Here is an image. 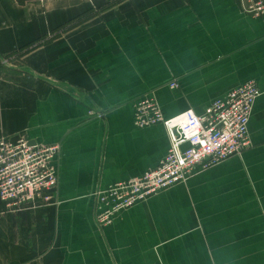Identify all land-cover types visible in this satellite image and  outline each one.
I'll list each match as a JSON object with an SVG mask.
<instances>
[{
	"label": "crops",
	"instance_id": "1",
	"mask_svg": "<svg viewBox=\"0 0 264 264\" xmlns=\"http://www.w3.org/2000/svg\"><path fill=\"white\" fill-rule=\"evenodd\" d=\"M42 38L29 71L0 70V139L59 144L57 188L31 211L0 202V264H264V17L240 0H0V57ZM250 80L249 148L98 226L94 194L169 147L136 101L200 115Z\"/></svg>",
	"mask_w": 264,
	"mask_h": 264
},
{
	"label": "built area",
	"instance_id": "2",
	"mask_svg": "<svg viewBox=\"0 0 264 264\" xmlns=\"http://www.w3.org/2000/svg\"><path fill=\"white\" fill-rule=\"evenodd\" d=\"M240 1L246 14L264 17V0ZM259 95L250 80L212 101L200 115L187 110L171 118L163 116L153 97L136 101L135 125L143 128L161 124L169 147L153 169L94 194L99 205L98 226L105 227L118 212L184 183L194 168L208 169L249 148L248 121ZM59 153V144L34 142L30 146L23 133L0 139V202L7 213L51 204L57 188L55 161Z\"/></svg>",
	"mask_w": 264,
	"mask_h": 264
},
{
	"label": "rangeland",
	"instance_id": "3",
	"mask_svg": "<svg viewBox=\"0 0 264 264\" xmlns=\"http://www.w3.org/2000/svg\"><path fill=\"white\" fill-rule=\"evenodd\" d=\"M67 28L66 30H68ZM43 42V38L37 42ZM14 66V67H12ZM0 70L6 73L16 74L27 72L29 69L21 62V56L19 53L8 54L0 57Z\"/></svg>",
	"mask_w": 264,
	"mask_h": 264
},
{
	"label": "trees",
	"instance_id": "4",
	"mask_svg": "<svg viewBox=\"0 0 264 264\" xmlns=\"http://www.w3.org/2000/svg\"><path fill=\"white\" fill-rule=\"evenodd\" d=\"M65 28H66V29H67V28H70V26L68 25V26L65 27ZM45 41H48V40H44V39H43V42H42V43H41L40 41H39V42L36 41L35 43H31V44L25 46L24 48L20 49L17 53H19V56L22 57L24 54H26V53H28V52L34 50L36 47L42 45Z\"/></svg>",
	"mask_w": 264,
	"mask_h": 264
},
{
	"label": "water",
	"instance_id": "5",
	"mask_svg": "<svg viewBox=\"0 0 264 264\" xmlns=\"http://www.w3.org/2000/svg\"><path fill=\"white\" fill-rule=\"evenodd\" d=\"M34 144V142L33 141H29V145L31 146V145H33Z\"/></svg>",
	"mask_w": 264,
	"mask_h": 264
}]
</instances>
